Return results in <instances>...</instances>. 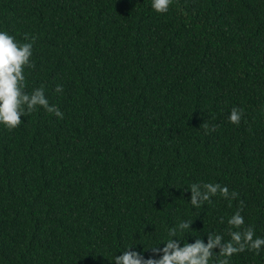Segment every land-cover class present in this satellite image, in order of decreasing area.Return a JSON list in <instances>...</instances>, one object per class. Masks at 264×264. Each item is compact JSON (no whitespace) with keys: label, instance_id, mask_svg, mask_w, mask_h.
I'll use <instances>...</instances> for the list:
<instances>
[{"label":"trees","instance_id":"16d2710c","mask_svg":"<svg viewBox=\"0 0 264 264\" xmlns=\"http://www.w3.org/2000/svg\"><path fill=\"white\" fill-rule=\"evenodd\" d=\"M0 29L36 38L26 90L63 113L0 128V264H109L178 218L227 239L238 210L264 236V0H0ZM202 181L237 196L193 212Z\"/></svg>","mask_w":264,"mask_h":264},{"label":"clouds","instance_id":"9594fccd","mask_svg":"<svg viewBox=\"0 0 264 264\" xmlns=\"http://www.w3.org/2000/svg\"><path fill=\"white\" fill-rule=\"evenodd\" d=\"M172 3L173 0H150V8L157 14H166ZM35 39L26 34V42H22L7 30L0 29V128L9 132L25 123L22 118L37 109H45L56 118H63L60 109L49 103L43 87L33 88L30 92L26 90L27 71L34 68ZM55 91L60 93L63 87L58 85ZM242 115L240 109L232 108L228 114L229 123L239 124ZM209 127L214 130V126ZM184 191L190 193L189 200L184 201L193 212L201 210L217 194L225 199L237 196L236 192L229 193L227 186L203 181L192 182ZM164 195L169 194L166 192ZM195 220L178 218L174 225L165 229L162 236L153 237L146 244L127 245L123 251L117 252L119 255L111 253L110 260H106L109 264H231L232 257L244 251L256 255L264 251V236H258L253 227L245 226L244 216L239 210L227 219V239L222 232L194 231L192 225ZM190 232L197 235H189ZM189 236L194 237L191 243L186 239ZM136 245H141L142 251H136ZM146 251L152 253L148 259L143 255Z\"/></svg>","mask_w":264,"mask_h":264}]
</instances>
